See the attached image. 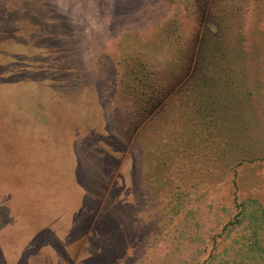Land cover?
<instances>
[{
    "label": "rangeland",
    "instance_id": "rangeland-1",
    "mask_svg": "<svg viewBox=\"0 0 264 264\" xmlns=\"http://www.w3.org/2000/svg\"><path fill=\"white\" fill-rule=\"evenodd\" d=\"M249 255L264 0H0L1 264Z\"/></svg>",
    "mask_w": 264,
    "mask_h": 264
},
{
    "label": "trees",
    "instance_id": "trees-1",
    "mask_svg": "<svg viewBox=\"0 0 264 264\" xmlns=\"http://www.w3.org/2000/svg\"><path fill=\"white\" fill-rule=\"evenodd\" d=\"M235 209H237V212L234 214V216L232 217V219H233V221H234V223L237 221L236 219H237V215L239 214V213H241V204L240 203H237L236 205H235ZM236 224H232V222H227V224H225V226L223 227V229L224 230H226L227 229V227L229 226H231L230 228H233L234 226H235ZM229 230H232V229H229ZM229 230L226 232L227 234H228V232H229ZM212 258V257H211ZM210 260V259H209ZM209 260H204V261H202L201 263H193V264H209L208 262H209ZM245 260H247V261H249V262H253V259L251 258V255H249V256H247L246 258H241V260H240V263L241 264H246V261ZM0 264H1V260H0ZM158 264H171V263H169V262H164V261H160Z\"/></svg>",
    "mask_w": 264,
    "mask_h": 264
},
{
    "label": "crops",
    "instance_id": "crops-1",
    "mask_svg": "<svg viewBox=\"0 0 264 264\" xmlns=\"http://www.w3.org/2000/svg\"><path fill=\"white\" fill-rule=\"evenodd\" d=\"M44 214V213H43ZM49 214V213H48ZM42 218H43V215H42ZM48 221V220H47Z\"/></svg>",
    "mask_w": 264,
    "mask_h": 264
}]
</instances>
